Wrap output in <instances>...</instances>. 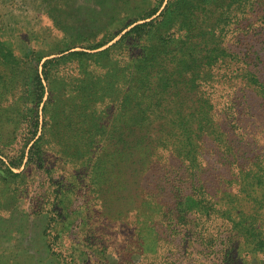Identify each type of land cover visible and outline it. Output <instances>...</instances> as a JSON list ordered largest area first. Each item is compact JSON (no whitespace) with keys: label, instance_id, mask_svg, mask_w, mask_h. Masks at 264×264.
Instances as JSON below:
<instances>
[{"label":"rangeland","instance_id":"rangeland-1","mask_svg":"<svg viewBox=\"0 0 264 264\" xmlns=\"http://www.w3.org/2000/svg\"><path fill=\"white\" fill-rule=\"evenodd\" d=\"M179 1L0 0V264H264V189L253 185L264 181V0H220L212 10L224 20L213 33L227 56L201 87L220 103L204 111L191 159L169 146L158 165L142 149L115 166L117 114L141 110V90L118 92L117 79L144 47L131 35L115 42ZM241 44L254 51L247 63ZM159 76L155 68L143 81ZM36 112L37 144L28 127ZM22 152L20 167L9 164ZM236 215L241 225L231 224Z\"/></svg>","mask_w":264,"mask_h":264},{"label":"trees","instance_id":"trees-1","mask_svg":"<svg viewBox=\"0 0 264 264\" xmlns=\"http://www.w3.org/2000/svg\"><path fill=\"white\" fill-rule=\"evenodd\" d=\"M244 1L246 0H241V4ZM207 2H210L208 7ZM221 3L223 2L220 0L170 2L161 17L134 25L115 42V44H119L127 35H131L132 37L143 38L144 45L142 55L136 58L132 67H121L122 75L128 74V77L122 76L117 79L118 92L129 87L141 90L139 94L141 110L137 111L136 117L130 119H122L123 114H117L118 124L114 127L115 139L114 137L112 139L114 141L113 148H117L119 151V155L114 158L116 160L115 166H120L119 164L124 162L120 154L126 151H129L130 156L133 157L137 152L145 149L146 158L149 162L154 160V165L161 163L162 152L160 151L167 150L169 146L176 148L178 153L182 154L181 160L184 163L193 156V152L198 148L196 138L198 133L202 131V120L208 118V114H205L204 111H211L213 103H220L219 97L214 96L211 104L208 97L203 96L205 91L201 87L211 80V76H213L212 66L220 57L227 56L226 50H221L215 44L216 36L213 33L214 28L224 22L215 13L212 15V10H219ZM204 12L206 13L204 14ZM172 29H176V33L173 35L170 33ZM242 48L244 49V59L242 60L247 63L251 59L248 54L254 51L245 44H241V50ZM50 61L52 60L46 61V63ZM155 68L163 72L165 77L161 84L159 83V76L156 83L149 86V81L145 83L143 78L150 75ZM249 76H251L249 78L250 83L257 86L261 84L258 83L254 73L249 74ZM32 78L33 81L38 80L32 94L30 92L32 100H34V111H38L43 96V86L40 84L39 74L35 77L32 76ZM258 90L260 97L264 100V88L259 87ZM243 102H247V99L243 98ZM224 104L222 106L228 110L236 109L235 107L240 105V103L235 106ZM173 106L177 108L175 113L170 112ZM185 109L192 110L188 111L187 122L182 124L181 118ZM28 123L29 131H31L30 139H32L33 136H36L40 124L38 112ZM15 133L16 125L8 130V135L12 138ZM224 134L225 132L222 131L219 136L222 138ZM41 139V135L37 136L34 143L37 144ZM201 145H210L209 137L204 136ZM254 156L256 157V155ZM23 157L24 152H22V156H19L16 163L9 161L11 162L9 164L18 168L21 166ZM4 162L0 159V166H4ZM182 165L178 167V170H181ZM239 165L241 166V164ZM171 166L173 167V165ZM153 169L156 168L153 167ZM190 171L194 172L192 169ZM190 171L188 172L190 173ZM254 180L256 183L252 182L253 185L259 189L262 187L264 189V181H261L259 176L255 177ZM263 196L264 193L260 197ZM241 221V215H236L231 224L241 225ZM247 254L242 255L241 260ZM235 257H238L237 251Z\"/></svg>","mask_w":264,"mask_h":264}]
</instances>
